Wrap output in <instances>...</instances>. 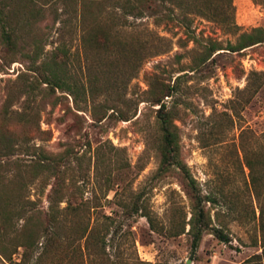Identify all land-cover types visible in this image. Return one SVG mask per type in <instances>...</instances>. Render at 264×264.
Returning a JSON list of instances; mask_svg holds the SVG:
<instances>
[{"label":"rangeland","instance_id":"obj_1","mask_svg":"<svg viewBox=\"0 0 264 264\" xmlns=\"http://www.w3.org/2000/svg\"><path fill=\"white\" fill-rule=\"evenodd\" d=\"M102 1L0 0V264H77L64 237L54 262L40 256L43 238L23 258L26 216L2 226L8 206L42 219L54 176L33 162L45 156H65L64 193L106 235L92 264H264V42L202 59L211 42L264 27V0H233L237 34L190 11L192 0H156L159 12L142 16ZM95 32L114 47L91 46ZM52 68L62 85L46 79ZM163 84L176 87L166 101L179 156L210 221L195 252L194 199L179 168L161 170L152 100Z\"/></svg>","mask_w":264,"mask_h":264},{"label":"trees","instance_id":"obj_2","mask_svg":"<svg viewBox=\"0 0 264 264\" xmlns=\"http://www.w3.org/2000/svg\"><path fill=\"white\" fill-rule=\"evenodd\" d=\"M91 3H99L102 0H91ZM96 1V2H95ZM121 1V9L125 14L142 16L145 11H150L152 14L159 12V7L156 0H119ZM201 4H198L200 3ZM91 7L90 3H84L81 8L82 13H86ZM192 8L190 11H194L196 14L204 16L210 20L219 22L223 26L227 27L233 33L237 34L239 26L234 21L233 16V0H192L190 3ZM94 14V13H93ZM98 32L94 33L89 41L91 46H97L100 44H106L109 49L114 47L113 41L108 37ZM5 44L15 49L17 47V38L12 31H5L3 34ZM264 42V27H256L250 32L240 33L235 42H229L227 47H223L220 42L213 41L206 46L203 54V62H206L213 54L220 50H230L232 52H240L248 47L254 46ZM165 52L164 49L157 50L154 55ZM257 72H254V74ZM251 78V77H250ZM49 82L56 85H62L61 77L55 68H52L51 74L46 78ZM176 87L171 84H163L159 87L158 92H153L152 102L160 105L158 108V122L162 133V162L161 170L166 171L171 167H177L183 173V178L186 185L194 199L192 217L189 221V232L193 236V251L195 252L201 243L203 234L210 229V221L207 216L204 206V199L200 194L196 182L190 175L187 166L182 163L179 156L178 146V134L176 132V126L172 119L170 109L167 107V97H170L175 92ZM65 161V156L61 157H40L33 162L34 169L36 170H52L54 180L50 184L52 185L50 191L47 194L49 206L43 210V217L40 220H35L32 215H26L25 206L19 210H13L9 206L5 209L3 214L2 226L6 228L10 223L12 217L26 216L24 224L21 226L19 232L22 235V240L16 245L15 250L20 246L24 248L23 258L27 257L29 251L33 250L38 244V238H43L42 252L40 256L43 258L55 259L57 246L62 237L67 239L66 243L72 248L73 255L77 259V264H92L95 260L92 259L94 249L95 253H98L99 249L106 246V235H102L97 231L95 224H92L90 209L87 206L80 204L77 201V195L70 194L66 196L64 193V171L62 170V163ZM19 193V192H18ZM16 193V194H18ZM65 202L66 205L62 206ZM134 210L137 213H141L142 216H150L142 205L137 201L135 203ZM25 213V214H24ZM65 220L68 221L69 227L66 230L65 236H62V227ZM215 235L222 241L229 242V237L224 233L222 228H214ZM78 242V243H77ZM0 251L7 255L6 249L0 245ZM14 251H11V255ZM90 259V260H89ZM53 264V263H52Z\"/></svg>","mask_w":264,"mask_h":264}]
</instances>
